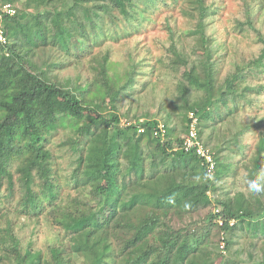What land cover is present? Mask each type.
<instances>
[{
  "label": "trees",
  "instance_id": "1",
  "mask_svg": "<svg viewBox=\"0 0 264 264\" xmlns=\"http://www.w3.org/2000/svg\"><path fill=\"white\" fill-rule=\"evenodd\" d=\"M263 25L264 0H0V264H264V192L247 189L264 183ZM155 29L159 55L119 70L99 53ZM229 37L260 49L235 61ZM165 72L185 78L173 98L122 114ZM195 120L212 173L183 146ZM21 218L55 243L24 249Z\"/></svg>",
  "mask_w": 264,
  "mask_h": 264
},
{
  "label": "rangeland",
  "instance_id": "2",
  "mask_svg": "<svg viewBox=\"0 0 264 264\" xmlns=\"http://www.w3.org/2000/svg\"><path fill=\"white\" fill-rule=\"evenodd\" d=\"M235 5H232L230 8L233 11L235 9ZM227 25L226 20L224 19L222 22H218L216 26L222 32V34L226 33L225 26ZM264 29V25H263ZM158 30L148 31L145 34H140L123 41L121 44H113L108 43L104 48L99 50V53L104 55H108L111 62L118 64V69L123 70L129 63V56H135L136 53L145 54L150 50L153 55H159L160 49L158 44L159 39H164L166 37L165 33ZM225 37V36H224ZM226 38V37H225ZM229 42H232V58L235 61H238L240 56L242 55H254L257 54L260 46H254L250 42L246 41L241 37H229L227 38ZM155 57V56H154ZM229 66V65H228ZM123 67V68H122ZM70 74L74 78L77 76V72L75 70H70L67 73L61 74V76ZM85 77V76H84ZM162 81L160 88L143 91L139 94V103L129 104L128 99L123 100L120 104V109H122V114H125L126 111L132 106L133 112L131 117L135 115L139 116L141 119L146 118L147 116H154L159 110L161 104L165 103L167 98V93H171V97L173 98V92H175L179 85H182V81H185V78L182 77L181 73L174 74L165 72L162 76ZM188 83V82H187ZM171 98V99H172ZM170 100V99H169ZM138 106V107H137ZM191 116V115H190ZM193 117V116H191ZM127 117H123V122L127 121ZM175 126L178 128L180 124L178 121H175ZM162 127H164L162 125ZM165 129V128H164ZM166 131V129H165ZM69 134L67 130H60L53 138V143L55 146L61 144L63 140L67 138L66 135ZM61 153V152H59ZM66 159L60 160L61 164L66 171H69L71 166V157L70 152H65ZM220 191L227 192L233 191L234 189H244V181L243 177H239L238 179H232L230 177L226 178V180L219 183ZM16 233L18 237L21 239V246L24 249H27L31 246L34 251H44L48 248L49 245L55 243V237L57 233L48 225V223L44 220L32 221L27 218H21L17 222Z\"/></svg>",
  "mask_w": 264,
  "mask_h": 264
},
{
  "label": "built area",
  "instance_id": "3",
  "mask_svg": "<svg viewBox=\"0 0 264 264\" xmlns=\"http://www.w3.org/2000/svg\"><path fill=\"white\" fill-rule=\"evenodd\" d=\"M4 10H6L9 14H14L15 11L9 6L5 5ZM0 41L5 43L6 38L3 36L2 32H0ZM193 116V114H191ZM161 130L163 133H165L164 127L161 126ZM184 149L187 152H195L199 157L203 158L206 161L207 169L209 173H212L215 169V161L212 156V154L206 150L202 144L201 138L198 135L197 129H196V120L192 123L190 128L188 129V133L185 136L184 139ZM234 222L232 223V225Z\"/></svg>",
  "mask_w": 264,
  "mask_h": 264
},
{
  "label": "clouds",
  "instance_id": "4",
  "mask_svg": "<svg viewBox=\"0 0 264 264\" xmlns=\"http://www.w3.org/2000/svg\"><path fill=\"white\" fill-rule=\"evenodd\" d=\"M206 178L210 179V175L206 176ZM247 189L249 192L254 194H260L264 192V183H262L260 178L254 180L247 181Z\"/></svg>",
  "mask_w": 264,
  "mask_h": 264
}]
</instances>
